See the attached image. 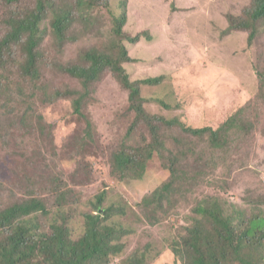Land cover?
I'll return each mask as SVG.
<instances>
[{"label":"rangeland","instance_id":"374dc122","mask_svg":"<svg viewBox=\"0 0 264 264\" xmlns=\"http://www.w3.org/2000/svg\"><path fill=\"white\" fill-rule=\"evenodd\" d=\"M87 1L0 0V209L32 197L41 200L49 214L38 215L32 224L37 233L47 234L61 207V221L77 239L83 214L96 213L90 205L95 195L106 191L103 209L123 205L129 220L120 221L127 226L137 224L133 210L141 209L145 196L174 183L175 211L164 212L161 217L167 213L168 218L156 227L137 226L124 251L129 254L149 241L148 264H182L164 248L186 235L206 199L216 200L226 216L264 214V85L255 73L264 64V23L248 46L244 32L221 33L229 17L247 16L253 0H127L125 33L145 37L137 45L125 43L132 59L125 65L129 78L163 76L157 85H142L141 94L155 99L145 110L184 127L154 122L156 136L144 127L128 134L135 116L114 78L107 74L85 88L65 72L84 67V52L108 49L109 17L118 16L126 0H107L94 10L86 8ZM131 3H145L144 14ZM38 12L46 19L37 36L39 78L31 80L22 75L25 38L10 40V30ZM54 13L67 20L59 36L50 26ZM6 38L10 44L1 46ZM80 96L76 114L73 101ZM243 106L252 116L253 131H231L226 141L217 139V150L207 138L184 130L217 131ZM154 138L162 141L163 154L150 151ZM121 151L133 167L124 177L112 174V156Z\"/></svg>","mask_w":264,"mask_h":264},{"label":"trees","instance_id":"16d2710c","mask_svg":"<svg viewBox=\"0 0 264 264\" xmlns=\"http://www.w3.org/2000/svg\"><path fill=\"white\" fill-rule=\"evenodd\" d=\"M10 4L17 0H7ZM107 0H88L86 8L94 10L95 7L106 6ZM80 5V2H79ZM130 5V4H129ZM135 11L144 14L147 8L145 3L141 6L131 3ZM121 13L111 15V43L106 51L93 49L82 54L84 67H71L65 72L73 79L80 81L86 88L102 80L107 74L114 78L118 86L127 95V104L134 114L130 134L135 127H144L151 135L156 136L158 127L154 122L168 127L182 125L176 120L165 121L163 117L150 115L144 105L155 102V99L145 98L141 94L142 85H157L162 77L131 81L125 65L131 62L125 43L137 45L143 35L131 37L125 33L128 19L127 0L121 3ZM40 10V8L38 9ZM55 15L51 19V29L54 36H59L67 27L66 19ZM113 16V17H112ZM46 16L39 12L18 20L10 30V40L21 41L24 39L22 54L24 62L22 75L31 80L39 78L37 72V36L39 28ZM144 18L142 23H146ZM264 23V0H253L247 16L229 17L228 26L221 35L224 37L231 31L237 30L247 34L248 46L259 36L261 25ZM147 24V23H146ZM145 36L148 33L143 32ZM9 39L1 41V46H8ZM62 40L61 42H63ZM7 43V44H6ZM258 82L264 85V64L255 67ZM76 94V93H75ZM264 95V87H262ZM80 96L73 101L75 113L78 114V101ZM264 110V109H262ZM252 116L245 106L239 108L230 116L217 131L210 127L200 129H184L187 134L199 139H206L213 150L219 149L217 139L226 141L231 131L239 130L250 133ZM89 124V123H88ZM155 128V129H153ZM184 128V127H182ZM251 130V131H250ZM153 136V137H154ZM131 136H128L130 138ZM158 138V137H157ZM151 143L150 151L159 153L163 149L160 140ZM163 154V150L160 152ZM113 175L117 173L124 177L132 174V161L123 151L112 156ZM174 161H172L173 163ZM172 165V164H171ZM144 166V165H143ZM173 166V165H172ZM141 168V165H138ZM174 183L167 182L158 187L140 203V210H133V217L137 224H124V218L129 220L123 205H109L102 207L106 199V191L94 196L90 201L95 214H83V232L77 239L71 238L70 229L60 212L61 207L54 213L49 226L50 233H37L35 222L38 215L48 216L49 212L44 203L32 197L23 199L18 204H13L5 209H0V264H148V256L152 247L149 241L127 254L124 251L130 235H137V226L145 228L156 227L165 221L169 214L164 212L175 211L174 203L177 201L178 192ZM198 220H193L192 225L185 229V236L171 242L170 247H165L166 253L172 254L182 264H264V214L253 212L251 216L244 213L226 216L224 209L213 198L206 199L196 209ZM102 211V212H101ZM123 217L122 222L120 218ZM34 228V229H33ZM38 238V239H37ZM181 241V243H177Z\"/></svg>","mask_w":264,"mask_h":264}]
</instances>
